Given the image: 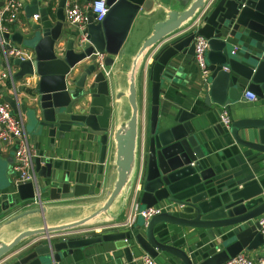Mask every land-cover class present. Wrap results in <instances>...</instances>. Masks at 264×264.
Here are the masks:
<instances>
[{
  "label": "water",
  "instance_id": "95a60500",
  "mask_svg": "<svg viewBox=\"0 0 264 264\" xmlns=\"http://www.w3.org/2000/svg\"><path fill=\"white\" fill-rule=\"evenodd\" d=\"M20 1L26 17L39 14L40 19L27 25L33 35L25 37L16 28L10 36L18 44L24 43L32 54L23 60H10L14 95H4L3 100L12 113L27 117L36 153L34 170L41 182H37V189L31 182L14 185L17 197L2 195L0 264H69L70 258L86 256L97 246L119 264H142L143 254L162 264L166 262L163 253L177 258V264H222L239 252L247 254L261 247L264 173L240 184L225 183L216 178L208 155L216 148L231 145L264 153V138L257 135L255 139L252 132L264 129V118H239L232 120L228 128L218 123L212 127L214 134H210L203 124L204 116L194 112L182 110L160 116L159 96L163 80L170 82L178 77L171 70L177 68L180 54L186 63L194 61L193 39L197 34L208 40L209 75L203 81L207 105L227 106L244 89L264 95V0H213L198 21L195 19L206 0H106L108 11L101 21L94 22L89 11L83 30L72 24L68 31H64L65 0L57 2L52 15L46 6H39L40 0ZM137 16L163 18L153 24L151 35L144 39L126 71L123 44ZM64 32L71 35L61 40ZM4 36L9 37V33ZM233 42L240 45V55L231 53ZM155 47L158 51L154 52L147 76L150 110L141 127L144 167L138 206L143 209L163 204L165 209L147 221L136 220L129 230L53 236L107 215L119 195L123 197L119 211L126 207L139 159L135 70L138 60ZM97 53L104 54L102 67L97 64ZM32 76H36L34 85H23ZM123 77L128 83L130 114L121 121L125 115L120 102L124 92L119 91ZM16 81L22 85L15 86ZM22 91L34 98L30 105L31 99L19 96ZM76 133L99 144L95 168L85 159L70 169L68 159L54 157V147ZM44 139L48 140V149L39 147ZM3 146H7L6 141H0V148ZM15 149L16 144L9 147L10 164ZM111 149L116 177L105 201L79 219L47 225L43 201L87 194V177L102 174ZM37 220L40 225L20 230L9 241L1 239L11 232L15 222L26 226ZM37 236L41 238L32 240ZM170 236L178 237L190 252L167 243L165 237ZM203 246L208 247L207 251H201Z\"/></svg>",
  "mask_w": 264,
  "mask_h": 264
},
{
  "label": "crops",
  "instance_id": "0c3cea01",
  "mask_svg": "<svg viewBox=\"0 0 264 264\" xmlns=\"http://www.w3.org/2000/svg\"><path fill=\"white\" fill-rule=\"evenodd\" d=\"M30 1V0H25ZM59 0H45L39 1V6H46L50 15L55 13L56 5ZM73 1H76L79 5H85L88 0H65L64 7L70 5ZM64 11V8H63ZM39 15V14H38ZM65 17V13H64ZM162 16H154L148 19H144L140 16L135 18V22L132 23L131 28L129 30V34L127 36L126 42L123 44L124 47V60H123V70L129 71L133 59L138 52L142 42L146 37L151 35L153 31V24L162 19ZM40 19H35L33 17H26L24 8H21V11L17 18V24L10 23L8 33L10 41L19 48L23 49L26 52L27 57H31L32 50L27 48L23 44H18L13 41L10 36L15 33L16 28H19V32L23 36L33 35L29 33L28 26L32 23H38ZM28 25V26H27ZM72 26L71 23L65 17V30ZM136 33V39H132L133 34ZM69 32H64V35L61 40L66 39L68 37ZM132 39V40H131ZM63 42V41H62ZM167 43V42H166ZM165 44V43H164ZM162 44V45H164ZM233 49H235V55H240L241 47L237 42L232 43ZM161 47V46H160ZM231 47V48H232ZM157 47L151 49L145 54L143 59H139L136 65V74H135V84H136V99L138 104V120H139V144H138V155L139 159H137L136 164V172L133 183L131 184L130 192L127 197V204L122 211L120 210V203L122 201V196L119 195L113 204L109 207L107 215H102L97 220L91 221L81 227H78L71 231L54 233L53 236L58 238L67 236H75L78 234H95V233H104V232H115L121 230H127L123 228L116 227H106L107 225H112L116 222H120L124 220L129 211V206L132 200H135L137 203L139 202V185H140V177L141 172L143 171V144H142V135H141V127L144 122L147 120L150 110V82L147 79L148 76V67L154 54L158 51ZM160 49V48H158ZM156 50V51H155ZM155 52V53H154ZM180 61L178 60V66L176 69L171 70L172 74H177L178 77H174L172 81H168L166 79L163 80L161 84V92L159 96V115L164 116L166 113H178L182 110L194 112L197 116H204V125L209 127L210 134H214L212 127L215 124H218V116L221 110V106L212 103L210 106L204 102V87H203V77L201 72L195 62V60L188 64L183 59L180 54ZM123 84L119 87V91H123L124 95L121 97L122 110L125 111L124 117H121V121L125 120L129 117L130 107L127 103V93H128V83L123 77ZM36 81V76L28 77L26 82L27 84H23L26 87H32ZM2 91L4 95L13 96L14 95V85L11 81L5 80L0 83ZM22 85L21 82L16 81L15 86ZM246 89L242 91L240 97L236 100L232 101L229 105L225 106L232 118V120H236L239 118L252 117V118H264V95L258 96L256 100L251 101L244 97V92ZM25 96L31 101L28 102V105L34 100L32 99V95L26 94L25 91H22L19 96ZM36 97V96H35ZM24 122L25 133L28 138L31 140V130L27 127V117L22 115ZM259 129L252 130L254 138L257 139V135L261 138H264V129L260 132ZM259 132V133H258ZM253 138V139H254ZM33 144V143H32ZM8 146H3L0 148V204L3 201L1 198L2 195L11 194L17 197V192L15 189L14 178L16 173L12 167V164L7 160L8 156ZM39 147L42 149H48V140H41L39 143ZM35 148V147H34ZM53 155L56 158L68 159L69 168H73L77 163H84L85 159L88 163H91L93 166L91 168H95L98 162L99 157V144L94 143L85 139L82 134H72L69 135L66 139H63L59 142L58 147H54ZM13 157V156H12ZM210 163L215 171L216 178L220 181H224L225 183L237 182L243 183L254 176H259L264 173V153L256 152L250 150L246 147H242L239 145H231V146H221L219 149L216 148L213 153L209 154ZM113 156L112 149L107 151L105 161L103 163L102 174H96L93 178L89 179L87 177L86 185H88V192L85 195H81L78 197H69V198H58V199H45L42 203V206L45 208V222L47 225H57L62 223H67L79 219L85 215H88L92 212L93 209L98 208L104 201L107 193L111 190L113 186V182L116 177V170L113 166ZM207 165V166H209ZM74 179L71 180L73 183L75 182V178L77 175H74ZM93 180V181H92ZM39 184L41 182L40 178H37V182ZM47 182L46 180H43ZM72 185V184H71ZM97 188V190H96ZM7 197H5L6 199ZM93 206L94 208H91ZM9 215H11L9 213ZM115 217V218H114ZM139 215L136 216V220L140 219ZM37 225H40V221L22 225L18 222H15L12 225L11 232L1 236L3 241H9L12 237L15 236L20 230L26 228H32ZM41 236H37L32 240L40 239ZM166 242L170 244H174L176 246H182L183 249L190 252V250L186 247L184 242L179 241L176 237H165ZM30 240V241H32ZM30 241H27L30 242ZM26 242V241H25ZM98 247V246H97ZM94 247L92 250H88L85 256L84 254L75 259L70 258L69 264H119L118 262H113L111 260V255L109 253H105L100 251L99 248ZM201 251H207L208 247L203 246ZM262 253V247L251 250L247 253L248 256L252 258H257ZM163 257L166 259V262H162V264H177L179 260L174 256H171L168 253H163ZM121 264V263H120Z\"/></svg>",
  "mask_w": 264,
  "mask_h": 264
},
{
  "label": "built area",
  "instance_id": "2783aa9c",
  "mask_svg": "<svg viewBox=\"0 0 264 264\" xmlns=\"http://www.w3.org/2000/svg\"><path fill=\"white\" fill-rule=\"evenodd\" d=\"M213 0H206L204 7L199 12L195 21L209 7ZM23 8L20 0H3L0 5V83L5 80L12 82L11 77L13 68L10 64L12 58L25 59L28 58L23 49L15 46L4 33H8L10 23L17 20L18 15ZM93 15V21H101L107 14L108 5L106 0H88L85 5H79L73 1L70 5L64 7L65 17L71 24H77L79 30H83L87 23L88 12ZM33 18H39L38 14H33ZM194 21V22H195ZM85 34L83 35V37ZM194 41V60L201 72L203 81H206L209 70L206 63V53L208 51V40L202 35H196ZM235 49L231 51L234 53ZM103 53H97V64L103 66ZM13 83V82H12ZM4 93L0 85V141H6L7 146L16 144L13 152L12 167L16 173L14 184L31 182L37 189V177L34 170V157L36 155L35 148L24 130L23 118L20 114L12 113L10 105L3 100ZM244 97L251 101L257 99V95L249 90L244 92ZM232 118L225 106L221 107L218 116V123L228 128ZM165 209L163 204H157L148 208L140 209L138 203L132 200L129 211L124 220L116 222L106 227H116L123 229H131L135 222L136 216H141L147 221L153 215L160 213ZM260 233L263 236L262 253L257 258H252L243 252L229 257L222 264H264V213L259 217ZM142 264H160L154 257L143 254L140 257Z\"/></svg>",
  "mask_w": 264,
  "mask_h": 264
},
{
  "label": "rangeland",
  "instance_id": "374dc122",
  "mask_svg": "<svg viewBox=\"0 0 264 264\" xmlns=\"http://www.w3.org/2000/svg\"><path fill=\"white\" fill-rule=\"evenodd\" d=\"M131 34H133V33H131ZM135 37H136V33L133 34L132 39H133V38L136 39ZM132 39H131V40H132Z\"/></svg>",
  "mask_w": 264,
  "mask_h": 264
}]
</instances>
